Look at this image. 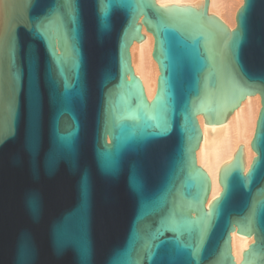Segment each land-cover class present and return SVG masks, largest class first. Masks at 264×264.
<instances>
[{
    "label": "water",
    "instance_id": "95a60500",
    "mask_svg": "<svg viewBox=\"0 0 264 264\" xmlns=\"http://www.w3.org/2000/svg\"><path fill=\"white\" fill-rule=\"evenodd\" d=\"M104 2L77 0L73 23L65 0H2L0 264H234V228L254 239L240 264H264V0L229 32L210 0ZM141 27L150 102L128 53ZM256 94L255 158L244 174L241 148L209 203L196 115L224 124Z\"/></svg>",
    "mask_w": 264,
    "mask_h": 264
},
{
    "label": "bare ground",
    "instance_id": "6f19581e",
    "mask_svg": "<svg viewBox=\"0 0 264 264\" xmlns=\"http://www.w3.org/2000/svg\"><path fill=\"white\" fill-rule=\"evenodd\" d=\"M158 7L168 6H198L203 0H155ZM243 4V0H210L209 17H218L228 28V32L235 28V16ZM2 0H0V18L2 15ZM140 22V20L138 21ZM140 34L144 39L137 43L133 41L129 46V59L133 75L140 81L145 98L150 102L156 92L158 67L152 58L154 40L152 35L141 27ZM261 109L259 95L245 98L243 108H234L233 115L219 125L206 124L202 114L196 115L200 129L201 145L199 147V167L210 177L212 193L209 203L216 200L221 191L220 177L223 169L234 161L241 148L245 151V174L255 158L251 149L258 112ZM230 250L234 264H240L242 254L253 243V236L237 233L236 228L230 233Z\"/></svg>",
    "mask_w": 264,
    "mask_h": 264
},
{
    "label": "snow or ice",
    "instance_id": "6c2138e0",
    "mask_svg": "<svg viewBox=\"0 0 264 264\" xmlns=\"http://www.w3.org/2000/svg\"><path fill=\"white\" fill-rule=\"evenodd\" d=\"M65 4L69 6V16L70 19L73 23H75L77 21V13H78V4H77V0H65ZM99 6H100V11L101 13H103L104 16H107L108 14V9L110 7L109 3H105L104 0H99ZM49 24H51V21H49ZM49 24H44L43 26L41 25H37L36 26V32L40 35H45L46 31L49 27ZM243 27V24H242ZM235 47V44H234ZM162 133H156V135H161ZM261 136H264V130L261 131ZM62 140L65 141L67 147L72 148L73 145L71 143L70 140H68L67 138L62 137ZM260 150V149H258ZM257 163H259V161H257ZM193 256L196 255V252L193 251L192 253Z\"/></svg>",
    "mask_w": 264,
    "mask_h": 264
}]
</instances>
